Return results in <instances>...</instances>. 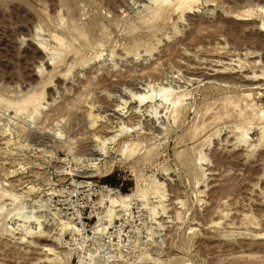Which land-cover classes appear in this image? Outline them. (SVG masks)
Segmentation results:
<instances>
[{
  "label": "rangeland",
  "instance_id": "374dc122",
  "mask_svg": "<svg viewBox=\"0 0 264 264\" xmlns=\"http://www.w3.org/2000/svg\"><path fill=\"white\" fill-rule=\"evenodd\" d=\"M152 5L0 0V264H264V0ZM92 120L122 128L115 143L93 142ZM155 181L164 215L149 191L115 214L105 191Z\"/></svg>",
  "mask_w": 264,
  "mask_h": 264
},
{
  "label": "bare ground",
  "instance_id": "6f19581e",
  "mask_svg": "<svg viewBox=\"0 0 264 264\" xmlns=\"http://www.w3.org/2000/svg\"><path fill=\"white\" fill-rule=\"evenodd\" d=\"M149 1H151L152 3H153V5H154V15L156 16V18H157V15H160V11H161V8H162V6L164 5L165 6V4H169L170 3V0H149ZM193 1V0H192ZM194 1H197V0H194ZM174 3H175V1H173ZM179 2H181V1H179ZM171 3H172V1H171ZM174 3H172V5L174 4ZM152 5V6H153ZM156 5V6H155ZM171 5V6H172ZM180 5V4H179ZM164 6H163V8H164ZM174 6V5H173ZM172 8V7H171ZM173 8H176V7H173ZM170 9V8H169ZM168 9V10H169ZM167 10V11H168ZM165 11V9L163 10V12ZM153 12V11H152ZM162 15H163V13H161ZM165 15H166V13H164ZM153 15V14H152ZM154 15H153V17H154ZM193 15V14H192ZM164 17V16H163ZM162 17V18H163ZM57 19H58V16H57ZM59 19H61V18H59ZM58 19V20H59ZM60 21V20H59ZM72 27V26H71ZM74 30H75V28H74ZM75 32V31H74ZM73 32V33H74ZM38 33V32H37ZM40 33V32H39ZM81 33V32H80ZM83 33V32H82ZM84 34V33H83ZM43 35V34H42ZM75 35V34H74ZM78 35H79V33H78ZM77 35V36H78ZM82 35V34H81ZM76 36V35H75ZM79 37V36H78ZM83 37V36H82ZM42 38V37H41ZM40 39V38H39ZM53 39L54 40H56L58 43H59V46L61 45L62 46V42H61V40L59 39V38H57V37H54L53 36ZM50 42V41H49ZM62 43V44H61ZM36 44V46H37V48L42 52V53H44L45 54V52H46V48L44 47V44L42 43V41L41 42H38V43H35ZM52 46V45H51ZM57 46V45H56ZM59 46H57V47H59ZM61 48V47H60ZM46 49V50H45ZM54 49V48H53ZM53 49H52V51H53ZM56 50H60L59 48L57 49L56 48ZM56 50L54 51V54L52 53V52H48V55H45V57L43 58V60L44 61H48L49 60V62L51 61V62H53L54 61V59H55V52H56ZM45 51V52H44ZM218 52V51H217ZM247 53V52H246ZM57 54V53H56ZM78 54V53H77ZM198 54V53H197ZM57 55H60V54H57ZM62 56V55H61ZM73 56V55H72ZM121 56V55H120ZM203 56V55H202ZM214 56V55H213ZM61 58V57H60ZM212 58H215V60L216 59H218L217 61H215L217 64H215V65H217L218 66V68H220V69H226V68H228L229 67V65H231L230 64V62L231 61H233L231 58H229V57H222V56H215V57H212ZM227 60V62L226 61H221V60ZM236 59V58H235ZM58 60H61V59H58ZM122 60V59H121ZM212 60V59H211ZM207 61H209V60H207ZM49 62L47 63V64H49ZM54 63H56V62H54ZM58 63H59V61H58ZM204 63V62H203ZM211 63V62H210ZM43 65V64H42ZM53 66V65H52ZM238 66H239V64H238ZM241 66V65H240ZM204 67V66H203ZM39 70H41L42 68L41 67H37ZM46 68V67H45ZM202 68V67H201ZM38 69H37V73H40V72H38ZM68 69V68H67ZM215 69V68H214ZM36 70V69H35ZM218 70V69H217ZM43 71V70H42ZM41 71V72H42ZM69 70H67V72H68ZM219 71V70H218ZM66 72V73H67ZM220 72V71H219ZM65 73V74H66ZM210 73V72H209ZM252 74V73H251ZM57 75V74H56ZM55 75V76H56ZM38 76V75H37ZM40 76V75H39ZM59 76V75H58ZM61 76V75H60ZM191 76H192V74H191ZM247 77V76H246ZM246 77H244V78H246ZM39 78V77H38ZM255 78V77H254ZM253 79V78H252ZM256 79H257V77H256ZM246 80H247V78H246ZM249 80V79H248ZM253 80H255V79H253ZM42 90H44V89H42ZM164 90V89H163ZM162 90V91H163ZM41 92V91H40ZM159 92H160V90H159ZM160 93H163V95H161L159 98H161V103L162 102H165L166 101V103H167V100L170 102V100L172 99V97H171V99L169 100V95L168 94H166V95H164L165 93H166V91L164 90L163 92H160ZM40 94V93H39ZM142 94V93H141ZM30 96H28V94H27V96L24 98V97H22L21 99V101H19V102H16V103H14L15 105H17V109H19V111L21 112V108H26L27 109V107L26 106H29V104H31L32 106H33V104H35L34 102H37L36 100H38L39 101V99H37L38 98V96L37 95H32V94H29ZM41 95H42V93H41ZM131 95V94H130ZM177 95V94H176ZM126 96V95H125ZM172 96V95H171ZM39 97H40V95H39ZM42 97V96H41ZM40 97V98H41ZM138 97V96H137ZM134 98V97H133ZM143 100H145V98L144 99H140V98H137V101H138V105H137V107H132L131 108V110L133 109V112L131 113V115L130 116H128L127 117V122L128 123H131V122H133V121H135L136 120V118H138V116L137 115H139L138 113H140L139 112V110H138V108H139V106L141 105V103L142 102H144ZM227 100V99H226ZM225 100V101H226ZM229 100V99H228ZM182 101H183V99H182ZM159 102V101H158ZM179 102V96H178V98H176V99H173L172 101H171V103L170 104H172V107H171V110H169L170 112H169V117L168 118H170V119H172V123L174 122H176V121H173V120H177L178 119V117H179V114H180V110H181V108H182V106L181 107H179V105H176V103H178ZM181 102V101H180ZM223 102V101H222ZM222 102H220V103H222ZM230 102V101H229ZM8 103V102H7ZM38 103V102H37ZM157 103V102H156ZM160 103V104H161ZM184 103V102H183ZM227 102H225V104H226ZM130 104V103H129ZM160 104H156V105H154V111L156 112V109H158V108H160ZM225 104H223L222 103V105L224 106ZM233 103H231V105H232ZM12 105V104H11ZM30 105V106H31ZM182 105V104H181ZM221 105V104H220ZM221 105V106H222ZM228 105H230V103L228 104ZM231 105L229 106V107H231ZM8 106H9V104H8ZM14 106V105H13ZM30 106H29V108H30ZM35 106V105H34ZM37 106H40V105H37ZM36 106V107H37ZM145 106V105H144ZM147 106V105H146ZM152 106V105H151ZM212 106V105H211ZM214 106V105H213ZM35 107V108H36ZM168 107V106H167ZM207 107H209V106H207ZM13 108V107H12ZM15 108V109H16ZM32 109H34L33 107H31ZM150 108V107H149ZM185 108V107H184ZM212 108V107H211ZM227 108V107H226ZM134 109H137V110H135L134 111ZM206 109H210V108H206ZM206 109H204V111L206 110ZM228 109V108H227ZM22 110H24L25 111V109H22ZM144 110V109H143ZM153 110V109H152ZM160 110V109H159ZM16 111H18V110H16ZM29 111V110H28ZM111 111V110H110ZM154 111H152V112H154ZM163 111V110H162ZM183 111V110H182ZM228 111H230V110H228ZM20 112H19V114H20ZM38 112V111H37ZM207 112V111H206ZM209 112H211V111H209ZM225 112H227V111H225ZM16 114L18 113V112H15ZM22 113H24V112H22ZM34 113H35V110H34ZM88 113V112H87ZM145 113V112H144ZM149 113V112H148ZM183 113V112H182ZM204 113V112H203ZM230 113V112H229ZM114 114V113H113ZM146 114V113H145ZM211 114V113H210ZM216 114V113H215ZM228 114V113H227ZM34 115H36V114H34ZM155 115V114H154ZM163 115V114H162ZM205 115V114H204ZM207 115V114H206ZM242 115V114H241ZM249 115H250V113H249ZM89 116V115H88ZM180 116H182L181 114H180ZM213 116V115H212ZM211 116V117H212ZM227 116V115H226ZM246 116V115H245ZM122 117H123V115H122ZM157 117V116H156ZM211 117H210V120H211ZM214 117H215V115H214ZM214 117H212V118H214ZM104 118V117H103ZM115 118V117H114ZM113 118V119H114ZM117 118V117H116ZM237 118V117H236ZM243 118V117H242ZM89 119V118H88ZM109 119V118H108ZM244 119H245V117H244ZM252 119V118H251ZM255 119H256V117H255ZM255 119H253V121L255 120ZM96 120V119H95ZM93 121L92 120V122H91V124H90V129H91V139L93 138V142H96L97 144H100V145H102V147H103V145H106V143H109L110 142V144L112 143V142H114L115 143V140L116 139H118L117 138V136L118 135H120V134H116V132L117 131H121L122 132V126H120V128L121 129H119L118 128V130L116 131V130H114V129H116V123L115 122H113V121H111V122H109V121H107L106 123H103V125H96L95 123H96V121ZM180 120V119H179ZM249 120V119H248ZM259 120V119H258ZM137 121V120H136ZM243 121V120H242ZM251 121V120H250ZM250 121H248V122H250ZM210 122V121H209ZM258 122V121H257ZM243 124L245 123V121H243L242 122ZM246 123H247V121H246ZM245 123V124H246ZM253 123V122H252ZM238 124H240V123H238ZM242 124V125H243ZM248 124H250V123H248ZM130 125H132V124H130ZM138 126V125H137ZM245 126V125H244ZM247 126V125H246ZM119 127V126H118ZM132 128V127H131ZM127 129L125 128V130L124 131H126ZM86 131V130H85ZM88 131V130H87ZM231 132V131H230ZM127 133V132H126ZM232 133H233V131H232ZM89 134V133H88ZM230 136V135H229ZM43 139V138H42ZM224 140H225V138H224ZM225 142V141H224ZM37 143V142H36ZM139 143H140V141H138V142H135V141H131V140H127V141H123L121 144H120V146L119 147H121L120 149H123L124 150V147H127V150H128V147L130 148V150H132V147L134 148H136V146L138 147V145H139ZM226 143V142H225ZM113 145V144H112ZM226 146V145H225ZM252 146V145H251ZM123 150H122V152H123ZM148 150V149H147ZM125 151H126V149H125ZM129 151V150H128ZM121 153V152H120ZM125 153V152H124ZM123 153V154H124ZM88 154H89V152H88ZM122 155V154H121ZM120 156V155H119ZM121 157V156H120ZM144 157V156H143ZM142 159V158H141ZM211 173V172H210ZM210 175V174H209ZM217 175V174H216ZM211 179V178H210ZM161 188H163V184L161 183V182H158V181H155L154 183H153V185H152V188H150V190H145V189H143V188H141L140 186H137V189H136V192L134 193V194H132V195H121V194H118L117 192H110V191H105L106 192V197H110L109 198V200L108 201H110V205H111V207H112V209L113 208H118L117 210H116V212H115V214L118 212H120V211H122V210H125L126 208H127V204H129V200L130 199H148V197H147V195H148V193L150 192V194H151V199H158L157 201L155 200V201H153V203L152 204H154V202L156 203H160L158 206H153L150 210H151V212L150 213H152L151 215L153 216V217H155V218H157L158 216H159V214L157 215V212L156 211H158L157 210V208H160V210H161V214H163L164 215V213H165V209L163 208V206H162V204H161V199H165V194H164V192L162 193V192H160V189ZM148 189V188H147ZM34 190V189H33ZM163 190V189H162ZM176 190V189H175ZM35 191V190H34ZM149 191V192H148ZM200 193V192H199ZM149 194V195H150ZM174 194V193H173ZM5 195V194H4ZM177 194H175V196H176ZM171 196H173V195H171ZM174 197V196H173ZM178 197V196H177ZM168 199V198H167ZM171 200H172V202L171 203H173V201H174V203H175V207H176V205H181V201L179 200L178 201V199H177V202H176V199H172L171 198ZM163 201V200H162ZM173 203V204H174ZM173 206V207H174ZM182 206V205H181ZM180 207V206H179ZM111 209V210H112ZM175 209H178V207L177 208H175ZM175 209H173V210H175ZM111 210H110V212H111ZM177 213V212H176ZM117 215V214H116ZM162 215V216H163ZM109 216H110V214H109ZM120 216V215H119ZM157 216V217H156ZM161 216V217H162ZM117 217V216H116ZM118 218V217H117ZM152 218V217H151ZM154 220V219H153ZM157 221V220H156ZM157 223V222H156ZM160 223V222H159ZM157 225H158V223H157ZM107 226V225H106ZM40 225H38L37 226V228L40 230ZM105 227V226H104ZM106 228V227H105ZM45 230V229H44ZM63 230L64 231H70V232H72V233H76V234H78V232H80V230H79V228L78 227H76L74 224H64V228H63ZM49 230H47V232H48ZM98 231H96V234H98L97 233ZM104 233V232H103ZM48 235V234H47ZM46 237H48V236H46ZM48 240V239H47ZM46 240V241H47ZM44 248V251L45 252H48V251H50V250H52V249H50L49 248V246H48V248L46 247H43ZM53 252H54V249H53ZM43 253V252H42ZM51 253H49L48 252V255H50ZM43 255V254H42ZM46 256V255H45ZM264 260V259H263ZM257 262V261H256ZM185 263V262H184Z\"/></svg>",
  "mask_w": 264,
  "mask_h": 264
},
{
  "label": "built area",
  "instance_id": "2783aa9c",
  "mask_svg": "<svg viewBox=\"0 0 264 264\" xmlns=\"http://www.w3.org/2000/svg\"><path fill=\"white\" fill-rule=\"evenodd\" d=\"M103 189H108V187L105 186V187H103ZM110 190H112V189H110ZM116 192H118V191H116ZM118 193H119V192H118ZM81 214L84 215V212H82ZM77 216H78V215H77ZM79 220H80V222H77L76 225L79 224V226H81V222H83V220H84V216L80 217ZM79 234H80V233H79ZM85 234H87V232H86Z\"/></svg>",
  "mask_w": 264,
  "mask_h": 264
},
{
  "label": "trees",
  "instance_id": "16d2710c",
  "mask_svg": "<svg viewBox=\"0 0 264 264\" xmlns=\"http://www.w3.org/2000/svg\"><path fill=\"white\" fill-rule=\"evenodd\" d=\"M109 184H112V183H109Z\"/></svg>",
  "mask_w": 264,
  "mask_h": 264
}]
</instances>
